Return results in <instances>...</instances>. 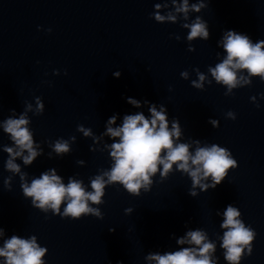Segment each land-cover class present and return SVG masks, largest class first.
<instances>
[{"label": "clouds", "instance_id": "obj_1", "mask_svg": "<svg viewBox=\"0 0 264 264\" xmlns=\"http://www.w3.org/2000/svg\"><path fill=\"white\" fill-rule=\"evenodd\" d=\"M175 2V0H173ZM203 5H192V10L199 11ZM159 8V5H156ZM183 12L185 16L189 11L188 0H183V4L176 9ZM157 21H163L165 17L158 13L155 15ZM168 20H175L171 14ZM188 40L201 37L205 40L209 38V31L205 22L199 17L191 24ZM51 31V29H49ZM179 39V37H177ZM226 58L218 63L215 68H210L212 76L217 83L228 86L229 91L241 84V81L250 83L247 78H238V70H247L249 76H259L264 80V40L253 43L246 34L236 31H227L221 41ZM119 76L120 73H114ZM185 78L187 73H181ZM199 83L193 81L194 87H202L205 76L198 73ZM129 103L139 107L135 100ZM43 104L37 98V114H42ZM29 110L31 105H28ZM151 119H147L143 114L128 115L124 117L122 127L113 129L108 127L107 132L110 136L119 138L118 143L111 145V157L114 164L109 171L102 175H97L91 180L92 191H86L82 182L70 179L65 185L61 177L56 175L53 170L51 173H44L39 178L33 179L31 184L22 183L23 194L32 198V203L37 208L47 211L49 208L54 213L60 214V206L66 202L63 209V217H71L73 220L81 219L83 216L91 214L102 218L98 208L89 206L92 204L104 203L102 197L105 195L106 184L119 183L127 192L133 196H139L140 190L145 192L150 190L153 183L152 177L160 171L161 177H166L176 165L177 170L187 173L192 180L193 188L201 186V180L212 178L213 187L221 184L226 170L230 167H237V161L231 158V153L227 148L212 144L210 147H197L194 154L189 151L190 145L187 143H176L181 133L177 123H173L169 129L163 108L157 111L155 106L150 108ZM228 115L233 117L232 112ZM235 119V117H233ZM115 122V117L109 120V124ZM29 123L24 115L19 119L8 118L4 122V131L11 135L16 148H6L10 159L7 161V169L12 172H20V167L14 163L17 156H22L24 151L28 155L23 156L25 164H30L38 155L33 147L32 133L27 128ZM213 125L217 124L212 121ZM85 135H90V131L80 128ZM198 143V142H197ZM57 154L69 151L67 141L58 140L54 145ZM162 166V170L160 167ZM107 177V180L104 179ZM24 180V175H21ZM201 190H206V186H201ZM195 196L194 191L190 192ZM129 212V209L125 210ZM240 211L228 205L224 212V221L221 227L227 229L224 233L221 247L225 249L224 258L229 264H239L244 247L247 246V254L252 253V241L256 233L251 228H246L241 220ZM3 231L0 230V236ZM178 244H188L192 247H183L179 251L167 252L164 255H148L149 261L155 264H214L210 253L215 251V244L207 241L205 232L201 230L188 231L186 236L177 241ZM47 248H42L36 243L35 236L30 239H22L13 235L6 240L4 247L0 248V257L5 258V264H44L42 257Z\"/></svg>", "mask_w": 264, "mask_h": 264}]
</instances>
